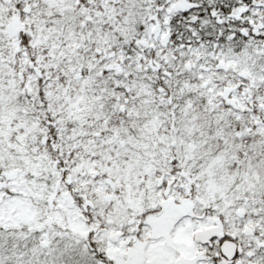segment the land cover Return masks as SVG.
Returning <instances> with one entry per match:
<instances>
[{"label":"snow or ice","instance_id":"1","mask_svg":"<svg viewBox=\"0 0 264 264\" xmlns=\"http://www.w3.org/2000/svg\"><path fill=\"white\" fill-rule=\"evenodd\" d=\"M0 264H264V0H0Z\"/></svg>","mask_w":264,"mask_h":264}]
</instances>
